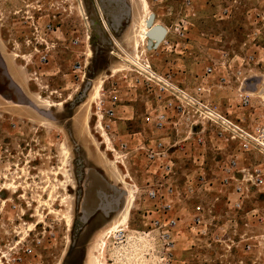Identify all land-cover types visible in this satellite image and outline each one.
<instances>
[{"label":"rangeland","instance_id":"rangeland-1","mask_svg":"<svg viewBox=\"0 0 264 264\" xmlns=\"http://www.w3.org/2000/svg\"><path fill=\"white\" fill-rule=\"evenodd\" d=\"M98 1L0 0L2 264H264L260 238L249 251L241 245L228 253L186 230L194 205L217 201L211 194L222 189L217 167L227 157L224 146L203 150V168L207 180L213 182L212 189L206 186L190 197L185 194L186 176L195 172L193 157L198 153L186 148L182 152L185 155L175 161V213L182 219L179 234L165 242L160 230L149 226L155 204L145 191L150 185L165 182L151 175L157 168L151 167L141 153L113 154L122 142L134 150L138 142L132 141L135 134H140L137 139L151 138L145 123V104L150 96L143 88L135 89L137 76L133 72L137 67L125 66L121 60L126 59L122 50L133 54L139 35L134 21L141 15L135 18V0L118 4L103 0L105 8L102 0ZM147 2L155 15L154 24L167 30V43L156 50L142 47L141 63L152 64L162 74L170 72L186 88L190 77L203 78L206 64L219 63L222 52L231 58L244 57L255 31H259L256 43L264 48V0ZM227 8L232 14L222 19L220 14ZM108 14L113 19L111 25ZM186 16L189 24L182 37L184 26L179 25ZM117 21L121 23L119 29ZM48 25L55 34L48 32ZM36 37L39 43L53 45V58L47 65L38 64L33 56L29 41ZM74 40H79L77 46H73ZM77 62L84 67L85 79L80 83L73 73ZM101 81L99 98L105 101V108H114L116 98L117 105H132L133 114L116 112L110 121L98 123L95 105L99 98L90 108L85 102ZM206 82L212 97L217 90L234 93L237 88L232 79L224 88L214 80ZM46 100L55 106L47 105ZM186 131L180 130L179 139ZM129 190L135 192L133 209L122 224ZM261 192L264 189L251 192L237 218L238 234L245 239L264 236V225L252 227L246 219L253 207L264 216ZM103 197L107 198L104 212H98ZM216 204L215 216L222 224V199ZM67 215L72 220L70 225ZM82 218L89 222L81 224ZM169 242L175 245L171 259ZM26 248L33 250L30 256L25 254Z\"/></svg>","mask_w":264,"mask_h":264},{"label":"built area","instance_id":"built-area-1","mask_svg":"<svg viewBox=\"0 0 264 264\" xmlns=\"http://www.w3.org/2000/svg\"><path fill=\"white\" fill-rule=\"evenodd\" d=\"M231 14V9L227 8L220 16L222 19H227ZM188 19L189 17L186 16L179 25L184 26L182 37L187 32ZM47 30L52 34L56 33L51 25L47 26ZM257 35L259 31L254 32L252 45L244 57L235 55L231 58L227 53L222 52L219 63L206 64L202 78L204 84L194 91L176 81L170 72L163 74L157 72L152 64L145 65L148 68L145 72L139 69L133 72L137 76L135 89H145L151 99L145 104V123L151 130V138L137 139L140 134H135L132 141L138 142L134 150H130L129 143L122 142L120 150L113 149V154L139 152L151 167L157 168L155 172H151V175L159 177L165 184L150 185L145 192L147 199L155 204V210L149 214L152 215L149 226L158 228L165 242H168L174 234H179L182 223L180 216L175 213L178 200V187L173 180L175 161L181 159L180 155H185L182 152H185L186 148L197 152L198 155L193 157L195 172L186 176L185 194L189 197L193 196L206 186L212 189L213 182L207 180L203 168L202 153L207 146H224L225 151L230 146L232 148L234 146L229 157L220 165L217 176L226 194V208L230 215L220 224L218 221L221 220L215 216V208L208 209L202 203L196 204L189 212L190 220L187 222L186 230L195 233L199 238H207L211 245L222 248L228 253L240 248L241 245L249 251L256 247L258 238L264 242V236L249 239L239 236V221L235 216L244 212L246 202L253 190L264 189V122L252 126L239 118V113L253 110L252 102L256 99H260L261 105L255 109V112L263 109L264 118V48L256 43ZM38 39L36 37L33 42L29 41L33 47V56L38 64L47 65L53 58V45L46 41L39 43ZM78 42L79 40H74L73 46H77ZM164 43L166 44L167 41L165 40ZM83 69L81 62H77L73 67L75 80L78 83L85 79ZM247 69L248 74L245 72ZM254 69H261L259 76H250ZM217 75L219 76L216 78ZM231 79L237 84L233 113L224 112L212 103L208 99L211 89L206 88L208 86L206 81L214 80L219 88H224ZM250 86H254V91H249ZM117 103L115 98L114 106ZM114 108L107 110L105 101L99 98V102L95 105L98 123L104 124L106 120L110 121L115 115ZM107 127L110 128L108 124ZM181 129L187 131L185 137L179 139ZM103 130L105 131L104 126ZM249 162L254 164L250 165ZM246 219L252 227L264 225V216L258 208L246 213ZM174 249L175 245L169 242L167 253L170 259L174 255ZM32 252L31 248L25 249V254L28 256Z\"/></svg>","mask_w":264,"mask_h":264},{"label":"crops","instance_id":"crops-1","mask_svg":"<svg viewBox=\"0 0 264 264\" xmlns=\"http://www.w3.org/2000/svg\"><path fill=\"white\" fill-rule=\"evenodd\" d=\"M103 1V0H102ZM101 1V2H102ZM107 1H109V0H107ZM106 2L104 1V4H105ZM106 19H107V21L110 23V25H111V22H110V20L108 19V15L106 16ZM107 22V23H108ZM248 52V51H247ZM247 54V53H246ZM246 54H244V55H246ZM257 70V71H256ZM261 70V69H260ZM260 70H258V69H254L252 72H251V74H250V76H254V75H256V76H259L260 75V73H261V71ZM248 69L245 71L246 72V74H248ZM246 76H249V75H246ZM194 81V82H193ZM198 82V83H197ZM200 82V83H199ZM203 84H204V80H202V78H197V77H190V79H189V86H188V88L191 90V91H194V90H196L197 88H199V87H201V86H203ZM211 89V88H210ZM215 93V96L214 97H212L211 95L212 94H210L209 95V97H208V99L212 102V103H214L216 106H218L222 111H224V112H226V111H228V112H231V113H233V112H235V109H233L234 107H235V102H236V89H235V92L234 93H232V92H220L219 90H217L216 92H214ZM260 99L258 100V99H256V100H254L252 103H253V110L252 111H249V112H244L243 114L242 113H239V118L240 119H243L245 122H246V124L247 125H252V126H254L256 123H263L264 122V118H263V109H258L256 112H255V109L259 106V105H261L260 103ZM119 103V102H118ZM115 110V113L117 112V113H124V112H126V113H128V114H133V106L132 105H116L115 106V108H114ZM234 149V146H233V148H232V146H230V148H228V150L226 151V153H223L222 152V150H220V154H226V158H228L229 157V155H230V153H231V151ZM226 160V159H225ZM225 160H223V162L225 161ZM223 162H221V163H223ZM261 162V161H260ZM221 163H220V165H221ZM249 164L250 165H253L254 163L253 162H249ZM219 164H218V172H219ZM218 192H212L213 194H211L212 195V197H216L217 199V201H220L221 199H222V204H223V208H224V218L223 219H226L229 215H230V213L227 211V208H226V194L224 193V190L223 189H220V190H217ZM214 200L212 199V200H210V202H209V205H206L205 207L206 208H216V206H217V201L216 202H213ZM248 203V201L246 202V204ZM195 206V205H194ZM193 206V207H194ZM253 208H255V207H253ZM235 216L238 218L239 217V219H240V217H241V214L239 215V214H235Z\"/></svg>","mask_w":264,"mask_h":264},{"label":"bare ground","instance_id":"bare-ground-1","mask_svg":"<svg viewBox=\"0 0 264 264\" xmlns=\"http://www.w3.org/2000/svg\"><path fill=\"white\" fill-rule=\"evenodd\" d=\"M135 1L137 4V5H135V3H134L135 18L136 17L138 18V16L141 15L140 20L134 21V27L138 29L139 35H138L136 42L132 48L133 54H129V53L125 52L124 50H122L126 59L121 58V60L125 63V66H127L126 63H128V65L131 64L132 66H136L137 69L145 72L148 70V68L141 63L142 54L145 52L144 50H141V48L149 46L150 39L148 38V34H149L150 28H148V20H149L150 16L152 15V12L150 11L147 0H135ZM154 26H160V25L154 24ZM117 46H118V43H117ZM115 72H118V71H115ZM102 84H103V82L101 81L99 84H97L96 86H94L92 88V95L89 98V100L87 102H85V105L88 106L89 108L94 103V100L98 99L100 97ZM45 102L49 106H55L54 104L52 105V103L48 100H46ZM127 193H128V199H129L128 200L129 206H128L126 213H125V215L121 221L122 224L128 221L129 214H130V211L133 209V204H134V199H135L134 190H129ZM66 221H67L68 225L71 224L72 220H71L70 215L66 216ZM117 227L118 226H115L111 230L113 231ZM97 261H99V260H97ZM0 264H2L1 260H0Z\"/></svg>","mask_w":264,"mask_h":264},{"label":"water","instance_id":"water-1","mask_svg":"<svg viewBox=\"0 0 264 264\" xmlns=\"http://www.w3.org/2000/svg\"><path fill=\"white\" fill-rule=\"evenodd\" d=\"M111 1L112 0H109V2H111ZM112 2H114V1H112ZM120 2H122V1L121 0H115L116 4H118ZM101 4L103 6L104 5V1H102ZM103 8H105V5H104ZM121 17H122V19H125L126 18V14L123 13ZM154 22H155V15L152 14L150 16L149 20H148V28H150L149 34H148V38L150 39L149 46H148L149 50H156L158 48V46L165 41V38L167 36V31L165 30V28H163L162 26H154ZM106 24H108V23L106 22ZM116 26L119 29L121 27V23L117 21ZM6 78L10 80L8 74H7ZM256 82L257 81L255 80L254 83H256ZM15 87L19 91H21L18 86L15 85ZM249 91H254V86H250L249 87Z\"/></svg>","mask_w":264,"mask_h":264},{"label":"flooded vegetation","instance_id":"flooded-vegetation-1","mask_svg":"<svg viewBox=\"0 0 264 264\" xmlns=\"http://www.w3.org/2000/svg\"><path fill=\"white\" fill-rule=\"evenodd\" d=\"M96 3H99V1L98 0H96ZM108 19L110 20V22L112 23L113 22V19H112V17L108 14ZM102 199H103V201H102ZM101 200H100V203H99V205H98V207H97V211L98 212H104L103 210V202L105 203L106 201H107V198L106 197H103ZM89 222V219L88 220H85L84 218H82V220H81V224H85V223H88Z\"/></svg>","mask_w":264,"mask_h":264}]
</instances>
